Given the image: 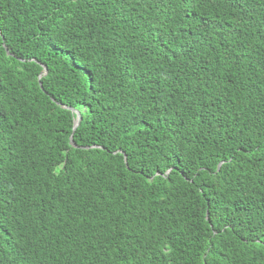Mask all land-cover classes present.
Masks as SVG:
<instances>
[{"label":"trees","instance_id":"trees-1","mask_svg":"<svg viewBox=\"0 0 264 264\" xmlns=\"http://www.w3.org/2000/svg\"><path fill=\"white\" fill-rule=\"evenodd\" d=\"M0 264H264V0H0Z\"/></svg>","mask_w":264,"mask_h":264},{"label":"water","instance_id":"water-1","mask_svg":"<svg viewBox=\"0 0 264 264\" xmlns=\"http://www.w3.org/2000/svg\"><path fill=\"white\" fill-rule=\"evenodd\" d=\"M7 50V49H6ZM8 51V50H7ZM73 113L77 116L76 117V121H75V124H74V128H73V133L75 132V130L77 129V127L80 125L81 121H82V117H81V113L77 110H72ZM73 135L71 136V145L74 146V147H77L76 144L73 142ZM124 156H125V161L127 160V157L125 155V153H123ZM223 163L221 162L218 166V170L220 169L221 165Z\"/></svg>","mask_w":264,"mask_h":264},{"label":"clouds","instance_id":"clouds-1","mask_svg":"<svg viewBox=\"0 0 264 264\" xmlns=\"http://www.w3.org/2000/svg\"><path fill=\"white\" fill-rule=\"evenodd\" d=\"M45 68V67H44ZM45 72H46V68H45ZM68 108V107H67ZM75 121H76V119H75Z\"/></svg>","mask_w":264,"mask_h":264}]
</instances>
